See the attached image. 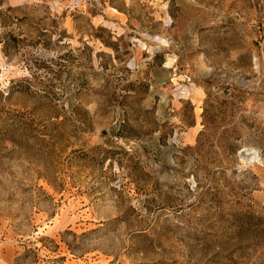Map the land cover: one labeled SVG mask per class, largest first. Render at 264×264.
I'll list each match as a JSON object with an SVG mask.
<instances>
[{"label":"rangeland","instance_id":"1","mask_svg":"<svg viewBox=\"0 0 264 264\" xmlns=\"http://www.w3.org/2000/svg\"><path fill=\"white\" fill-rule=\"evenodd\" d=\"M0 264H264V0H0Z\"/></svg>","mask_w":264,"mask_h":264},{"label":"bare ground","instance_id":"2","mask_svg":"<svg viewBox=\"0 0 264 264\" xmlns=\"http://www.w3.org/2000/svg\"><path fill=\"white\" fill-rule=\"evenodd\" d=\"M259 151L257 149H247L245 150L242 155L241 158L242 160L247 164H252L255 163V161L259 160Z\"/></svg>","mask_w":264,"mask_h":264}]
</instances>
